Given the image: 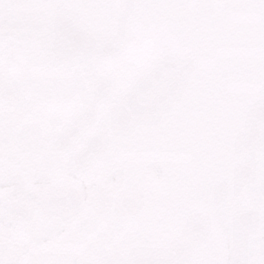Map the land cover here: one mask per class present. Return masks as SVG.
I'll list each match as a JSON object with an SVG mask.
<instances>
[{"label": "snow or ice", "instance_id": "6c2138e0", "mask_svg": "<svg viewBox=\"0 0 264 264\" xmlns=\"http://www.w3.org/2000/svg\"><path fill=\"white\" fill-rule=\"evenodd\" d=\"M0 264H264V0H0Z\"/></svg>", "mask_w": 264, "mask_h": 264}]
</instances>
